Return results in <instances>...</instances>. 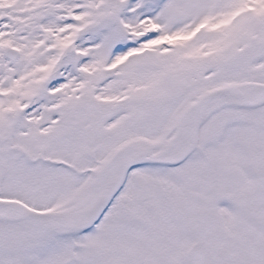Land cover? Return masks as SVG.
<instances>
[{
  "label": "snow or ice",
  "instance_id": "snow-or-ice-1",
  "mask_svg": "<svg viewBox=\"0 0 264 264\" xmlns=\"http://www.w3.org/2000/svg\"><path fill=\"white\" fill-rule=\"evenodd\" d=\"M0 264H264V0H0Z\"/></svg>",
  "mask_w": 264,
  "mask_h": 264
}]
</instances>
